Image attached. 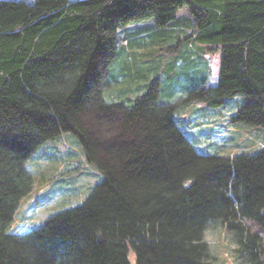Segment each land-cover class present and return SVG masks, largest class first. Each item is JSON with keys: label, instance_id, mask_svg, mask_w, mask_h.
<instances>
[{"label": "trees", "instance_id": "1", "mask_svg": "<svg viewBox=\"0 0 264 264\" xmlns=\"http://www.w3.org/2000/svg\"><path fill=\"white\" fill-rule=\"evenodd\" d=\"M185 6L194 33L157 31V49L191 39L222 49L218 85L186 102L219 107L245 96L232 121L264 129V0H0V264H133V256L135 264H214L205 237L219 225L238 264H264V150L199 153L158 83L129 93L127 106L105 99L119 32L148 21L168 27ZM121 60L130 70L133 61ZM97 111L120 114L129 139L93 135L84 118ZM62 133L79 139L104 181L41 229L9 234L34 188L28 161Z\"/></svg>", "mask_w": 264, "mask_h": 264}, {"label": "rangeland", "instance_id": "2", "mask_svg": "<svg viewBox=\"0 0 264 264\" xmlns=\"http://www.w3.org/2000/svg\"><path fill=\"white\" fill-rule=\"evenodd\" d=\"M194 23L189 7L185 6L168 27L157 28L153 21H148L122 29L117 36L120 53L108 71L110 85L105 99L127 106L129 93L140 96L151 84L158 83L161 102L176 106L177 124L199 153L227 158L256 155L264 150V129L232 121L246 103L245 96L228 100L219 107L186 102L191 92L218 85L222 49H211L195 39H191L189 45L181 41L172 44L161 41L163 46L157 49V31L164 30L161 32L164 34L179 26L182 31L175 30L176 37L184 38L183 31L194 33ZM120 57L133 61L130 70L123 65L124 60L118 61ZM119 118L120 114L113 119L107 113L91 112L85 116L84 124L100 140L114 143L129 139V132L125 133L117 121ZM103 153L111 155L108 150ZM27 169L33 174L35 184L21 201L8 229L12 235L23 236L41 229L49 217L82 206L105 179L101 170L88 161L79 139L71 133H62L44 143L28 161ZM262 236L264 239V233ZM205 239L214 264H238L236 246L224 226L207 231ZM132 262L135 264L134 256Z\"/></svg>", "mask_w": 264, "mask_h": 264}]
</instances>
